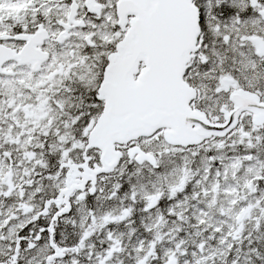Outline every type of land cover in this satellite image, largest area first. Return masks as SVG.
<instances>
[{
	"label": "snow or ice",
	"instance_id": "obj_1",
	"mask_svg": "<svg viewBox=\"0 0 264 264\" xmlns=\"http://www.w3.org/2000/svg\"><path fill=\"white\" fill-rule=\"evenodd\" d=\"M0 264H264V0H0Z\"/></svg>",
	"mask_w": 264,
	"mask_h": 264
}]
</instances>
